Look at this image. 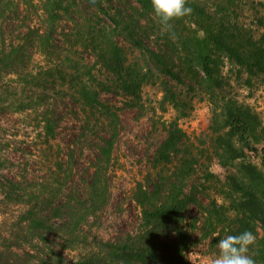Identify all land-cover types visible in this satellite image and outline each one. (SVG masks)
I'll list each match as a JSON object with an SVG mask.
<instances>
[{
    "label": "rangeland",
    "instance_id": "obj_1",
    "mask_svg": "<svg viewBox=\"0 0 264 264\" xmlns=\"http://www.w3.org/2000/svg\"><path fill=\"white\" fill-rule=\"evenodd\" d=\"M197 2L215 28L238 50L264 51V0ZM99 3L106 12L132 24L139 37L144 36V29L136 25L134 0H99ZM102 28L123 47L130 63L151 69V81L142 86L139 98L132 99L120 92L114 77L98 62L89 33ZM195 28L193 25L191 29ZM114 29L101 11L78 1L75 11L62 16L55 41L50 43V54L45 56L41 53V41L47 24L41 0H0V247L14 251L21 247L20 264L33 261L74 264L93 256L104 258L95 248L97 243H114L128 235L148 236L150 230L162 245H171L175 229L164 225L144 228L142 210L134 194L138 187L148 193L159 187L156 205L160 206L167 204L170 196L181 188L182 198L187 202L179 225L185 227L191 238L186 259L190 264H211L220 251L219 240L227 237L235 225L233 206L238 196L229 178L246 183L239 172L242 162L262 171L264 76L249 74L234 61L222 57L224 88L215 102L199 84L178 85L161 75L146 53L144 58L117 37ZM145 41L150 48L157 49L152 38ZM63 66L73 77L86 80L92 75L91 83L100 91V99L113 107L119 117L118 137L104 171L107 190L100 191L98 196L93 194V176L102 141L112 130L98 114H85L80 109L71 94L73 85L69 77L63 86L57 81ZM99 84L108 89L103 90ZM163 84L184 101L181 111L186 113L185 117L178 119V113L163 103ZM225 102L237 115L239 111L255 115L260 124L254 134L246 136L245 142H235L244 158L232 164H224V154L214 143L213 130L217 123L218 127L222 124L221 105ZM43 112L54 121L52 137L43 130ZM172 121H178L185 141L172 163H157V151ZM184 157L191 169L181 180L177 159ZM56 160L62 162L60 168L55 166ZM7 182L15 183V188L9 190ZM91 195L98 200V209L80 224L76 241L64 237L68 230H54L46 236L47 241L42 240L45 244L38 238L28 243L32 236L23 215L34 206L35 198L46 199L45 204L35 209L42 216L51 203L73 206L82 201L89 206L94 202ZM64 221H56L58 227ZM254 236L249 249L253 258L261 248L262 231L257 228ZM24 253L33 258H26ZM56 256L59 259L55 260Z\"/></svg>",
    "mask_w": 264,
    "mask_h": 264
},
{
    "label": "trees",
    "instance_id": "obj_2",
    "mask_svg": "<svg viewBox=\"0 0 264 264\" xmlns=\"http://www.w3.org/2000/svg\"><path fill=\"white\" fill-rule=\"evenodd\" d=\"M78 1L88 4L89 0H41L42 11L46 18L47 31L42 37L41 53L47 56L50 43L55 41L57 27L62 20V16L70 14L78 7ZM97 7L94 10L101 11L109 21L114 24L116 36L121 37L123 41L132 46L135 50L142 53L143 57L147 54L149 61L153 62L157 70L164 77L172 80L178 85L193 87L199 84L204 93L211 100L218 101V94L224 88V80L221 74L222 57L234 61L237 65L244 68L249 74H260L264 76V51L238 50L231 44L224 33L215 28L210 22V16L199 5L197 0H187L192 12L178 20L172 22L171 31L162 27L159 18L154 15L151 0H134L137 6L136 14L138 19L136 25L143 30L144 36L139 37L135 27L130 23H124L118 15H111L106 12L99 0H94ZM89 9H91L89 7ZM97 13V12H95ZM193 25L195 29H191ZM92 29V28H90ZM92 37V43L96 46V55L98 62L115 79V84L120 92L126 96L137 99L143 85L151 81V69L144 68L139 63H130L123 47L110 37L111 34L102 28L96 33H89ZM157 46L152 49L146 44L145 40H150ZM63 66L58 72L57 81L65 85L67 78H70V84L73 85L71 93L77 100L80 109L85 113L98 114L99 119L106 122L111 128V132L103 139L102 146L99 149L97 163L104 166L100 169L95 168L94 181L92 185L93 194L107 190V183L104 177V171L110 163L112 151L116 138L118 137L119 117L113 107L102 102L100 91L93 87L91 81L92 75L84 80L81 77H73V74L66 72ZM189 82V83H187ZM163 103L171 106L177 113V118L185 117L186 113L182 110L180 98L167 85L163 84ZM103 90L108 89L105 85L99 84ZM185 104V103H184ZM187 103L186 106H189ZM221 112H224L222 124L215 125L213 133L216 135L214 143L222 150L224 164H232L237 160L244 158V154L235 147V142H245L246 136L255 133L256 128L260 127L255 115L248 112H241L237 115L234 108L225 102L221 105ZM46 112L42 113L41 123L46 136H53L54 121L50 119ZM177 119V120H178ZM216 118L213 120L211 128H214ZM260 133L264 137V126L260 127ZM185 133L178 125V121H172L166 129V137L157 151L156 162L170 164L177 158L180 147L185 141ZM180 163L179 177L184 179L190 172L186 158L177 159ZM62 162L55 161V166L60 168ZM239 172L244 176L246 183H239L234 178H229L230 186L237 194L233 210L236 212L234 228L229 230L228 235H238L244 231H251L253 235L256 229L262 231L261 248L258 250L254 260L258 264L264 263V160L262 161V171L256 166L242 162L239 166ZM8 189L13 190L15 183L7 182ZM159 187L153 193L144 191L138 187L134 194L136 204L142 210L143 227L152 225L171 226L175 229V237L171 245H162L158 238L152 235L151 230L147 231L148 236L128 235L124 239L114 243H97L95 248L104 254V258L79 260L74 264H190L186 259L185 253L190 250V236L181 224L183 212L186 208V199L182 198L183 192L179 191L170 196L167 204L156 205L160 191ZM94 196L92 204L87 206L82 201L77 205H66L64 203L48 204L47 213L39 215L40 205L46 203L45 198H35L33 207H29L24 215L26 229L32 238L40 241L46 240V236L54 230H68L63 233L66 239L76 241V231L80 224H83L88 216L93 215L98 209ZM32 201H29L31 204ZM81 203V204H80ZM64 221L61 227H58V221ZM57 221V222H56ZM30 236V237H31ZM47 241V240H46ZM44 243V241H42ZM45 244V243H44ZM49 249V248H48ZM19 252L22 248L19 247ZM14 251L12 248L5 249L0 247V264H20L18 260L22 254ZM53 252V251H52ZM55 254V253H54ZM56 255V254H55ZM24 256L33 258L29 253ZM59 259L56 256L55 260ZM35 264V261L28 263ZM57 264V263H56Z\"/></svg>",
    "mask_w": 264,
    "mask_h": 264
},
{
    "label": "clouds",
    "instance_id": "obj_3",
    "mask_svg": "<svg viewBox=\"0 0 264 264\" xmlns=\"http://www.w3.org/2000/svg\"><path fill=\"white\" fill-rule=\"evenodd\" d=\"M154 15L159 18L162 27L171 31L172 22L181 19L192 12L187 0H151ZM89 7H97L94 0H89ZM255 241L251 231L238 235H228L219 240V253L212 259L211 264H256L249 255V249Z\"/></svg>",
    "mask_w": 264,
    "mask_h": 264
}]
</instances>
